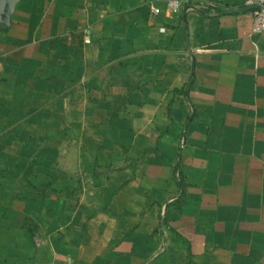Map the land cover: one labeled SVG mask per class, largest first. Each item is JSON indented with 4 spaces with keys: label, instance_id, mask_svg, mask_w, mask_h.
Instances as JSON below:
<instances>
[{
    "label": "crops",
    "instance_id": "1",
    "mask_svg": "<svg viewBox=\"0 0 264 264\" xmlns=\"http://www.w3.org/2000/svg\"><path fill=\"white\" fill-rule=\"evenodd\" d=\"M171 1L0 24V264H264V33Z\"/></svg>",
    "mask_w": 264,
    "mask_h": 264
},
{
    "label": "built area",
    "instance_id": "2",
    "mask_svg": "<svg viewBox=\"0 0 264 264\" xmlns=\"http://www.w3.org/2000/svg\"><path fill=\"white\" fill-rule=\"evenodd\" d=\"M244 5L247 9L250 10V13L253 18L254 22V32L256 34H263L264 33V0H245ZM169 7L171 9H178L180 7V2L177 0L171 1L169 3ZM205 9H217L219 6L215 3H209L204 6ZM153 13L158 15L161 13L159 9L153 8ZM87 44L91 43L90 36H87L85 39Z\"/></svg>",
    "mask_w": 264,
    "mask_h": 264
},
{
    "label": "water",
    "instance_id": "3",
    "mask_svg": "<svg viewBox=\"0 0 264 264\" xmlns=\"http://www.w3.org/2000/svg\"><path fill=\"white\" fill-rule=\"evenodd\" d=\"M21 0H0V24L10 27L12 17Z\"/></svg>",
    "mask_w": 264,
    "mask_h": 264
}]
</instances>
